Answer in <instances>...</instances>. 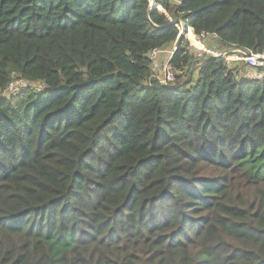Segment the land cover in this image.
<instances>
[{
    "label": "trees",
    "instance_id": "obj_1",
    "mask_svg": "<svg viewBox=\"0 0 264 264\" xmlns=\"http://www.w3.org/2000/svg\"><path fill=\"white\" fill-rule=\"evenodd\" d=\"M154 4L0 0V264H264V68L148 56L263 54L264 0Z\"/></svg>",
    "mask_w": 264,
    "mask_h": 264
},
{
    "label": "built area",
    "instance_id": "obj_2",
    "mask_svg": "<svg viewBox=\"0 0 264 264\" xmlns=\"http://www.w3.org/2000/svg\"><path fill=\"white\" fill-rule=\"evenodd\" d=\"M180 24L182 26V23ZM176 26L179 29L180 34L178 40L172 46V50L168 51L165 49H154L148 55L150 60L152 61V69L154 71V75L152 73L151 79L157 80L162 85H170L177 81L179 75L189 73L190 70H185L182 73L171 64L172 58L179 48V42L182 40H184L183 42H187L186 49L193 53L194 57H196L197 60L200 61V64L196 63L194 65L196 68L200 66L208 57H222L225 58L227 62H229L230 60L235 62V65L244 63L246 68L253 71V73H250L249 78L255 80L262 79L263 72L258 71V69L264 68V53L255 54L250 49L235 46L234 48L230 49L228 53L224 52V54H218L213 50L212 47H210L211 49H206L204 46V42L206 40H212L217 43L219 40V37L217 35L209 32L197 34L194 29H192L191 27H187L186 25L184 26L183 30L179 27V24H177ZM231 52L234 54H230ZM163 56L165 58L160 63L159 59ZM28 87H31L30 83H26L20 79H15L9 83V85L6 87V91L8 89L16 88L18 93L20 91H25Z\"/></svg>",
    "mask_w": 264,
    "mask_h": 264
},
{
    "label": "rangeland",
    "instance_id": "obj_3",
    "mask_svg": "<svg viewBox=\"0 0 264 264\" xmlns=\"http://www.w3.org/2000/svg\"><path fill=\"white\" fill-rule=\"evenodd\" d=\"M150 2H151V4L154 6L155 4V0H150ZM175 23H179V27L183 30L184 29V26H185V23L182 21V20H179V21H175V20H173ZM180 23H182V26H181V24ZM182 32V31H181ZM215 41H212V40H206L205 42H204V46H205V48L206 49H211L210 47H212L213 48V50L216 52V53H218V54H224V52H226V53H228V51L230 50V49H232V48H229V49H225V50H223V48L222 47H220V46H218V42L216 43H214ZM168 51H171L172 50V47L171 48H169V49H167ZM230 54H234V53H230ZM164 56L162 57V58H160L159 59V62L161 63L163 60H164ZM225 59V58H224ZM225 62L228 64V66L229 67H231V68H233V67H242V74H245V75H247V76H245L246 78H249V75H250V73L252 72L253 73V71H251V69H248V68H246L242 63L241 64H239V65H235V62H233V61H229V62H227V60L225 59ZM153 75H154V71H153ZM12 93H17V89L16 88H13V89H8L6 92H4V93H1L0 95L1 96H3V97H5V96H7V95H10V94H12ZM48 97V95H44V99H46Z\"/></svg>",
    "mask_w": 264,
    "mask_h": 264
}]
</instances>
